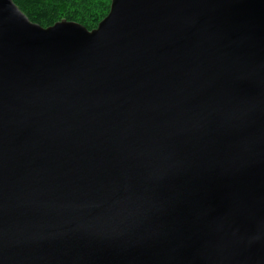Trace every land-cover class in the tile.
Masks as SVG:
<instances>
[{
	"label": "water",
	"instance_id": "obj_1",
	"mask_svg": "<svg viewBox=\"0 0 264 264\" xmlns=\"http://www.w3.org/2000/svg\"><path fill=\"white\" fill-rule=\"evenodd\" d=\"M0 264H264V0H0Z\"/></svg>",
	"mask_w": 264,
	"mask_h": 264
},
{
	"label": "trees",
	"instance_id": "obj_2",
	"mask_svg": "<svg viewBox=\"0 0 264 264\" xmlns=\"http://www.w3.org/2000/svg\"><path fill=\"white\" fill-rule=\"evenodd\" d=\"M19 8L42 26L66 19L85 25L98 26L109 13L111 0H14Z\"/></svg>",
	"mask_w": 264,
	"mask_h": 264
}]
</instances>
